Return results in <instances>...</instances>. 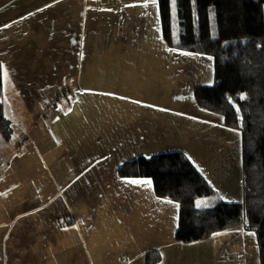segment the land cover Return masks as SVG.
Segmentation results:
<instances>
[{
  "label": "crops",
  "instance_id": "0c3cea01",
  "mask_svg": "<svg viewBox=\"0 0 264 264\" xmlns=\"http://www.w3.org/2000/svg\"><path fill=\"white\" fill-rule=\"evenodd\" d=\"M144 3L0 0V264H260L241 225L175 240L177 203L118 173L180 151L217 198L242 199L240 132L192 97L212 57L167 46Z\"/></svg>",
  "mask_w": 264,
  "mask_h": 264
},
{
  "label": "trees",
  "instance_id": "16d2710c",
  "mask_svg": "<svg viewBox=\"0 0 264 264\" xmlns=\"http://www.w3.org/2000/svg\"><path fill=\"white\" fill-rule=\"evenodd\" d=\"M157 2L167 46L212 57L213 82L195 85L192 97L240 132L242 199L217 198L180 151L135 156L118 173L149 178L155 196L177 203L175 240H203L241 225L255 233L264 264V0H175L174 18L171 0ZM2 98L0 65V136L8 139L12 131Z\"/></svg>",
  "mask_w": 264,
  "mask_h": 264
},
{
  "label": "snow or ice",
  "instance_id": "6c2138e0",
  "mask_svg": "<svg viewBox=\"0 0 264 264\" xmlns=\"http://www.w3.org/2000/svg\"><path fill=\"white\" fill-rule=\"evenodd\" d=\"M151 2L153 4H156L157 0H151ZM171 3H172L173 8H174L175 0H171ZM143 6L144 7H147L148 6V0H145V3H144ZM185 54H187V53H185ZM5 75H6V73H5ZM129 182L130 183H134V184H146V185H149V186L151 185V181L150 180H131Z\"/></svg>",
  "mask_w": 264,
  "mask_h": 264
},
{
  "label": "rangeland",
  "instance_id": "374dc122",
  "mask_svg": "<svg viewBox=\"0 0 264 264\" xmlns=\"http://www.w3.org/2000/svg\"><path fill=\"white\" fill-rule=\"evenodd\" d=\"M172 15H173V18L175 17V10H174V8H173V5H172ZM176 33V32H175ZM201 199H199V201H200Z\"/></svg>",
  "mask_w": 264,
  "mask_h": 264
}]
</instances>
